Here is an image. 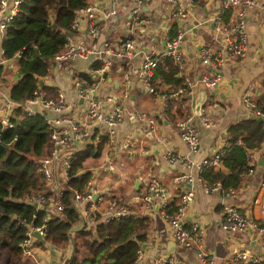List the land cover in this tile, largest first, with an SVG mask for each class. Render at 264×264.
Returning <instances> with one entry per match:
<instances>
[{"label": "crops", "instance_id": "crops-1", "mask_svg": "<svg viewBox=\"0 0 264 264\" xmlns=\"http://www.w3.org/2000/svg\"><path fill=\"white\" fill-rule=\"evenodd\" d=\"M110 2L111 0H89V4L97 8L98 24L103 31H107L112 41L133 37L138 51L162 50L170 27L174 24L173 19H177V30L183 31L180 46L183 68L177 76L183 77V82L192 86L194 94L193 97L185 95L183 101L179 99L184 97L183 93L174 95L167 111L168 106L165 107L159 93L145 90L148 81L143 74L141 54L114 58L104 78H100V96H112V101L108 103L110 106L114 103L125 106L126 117L113 134L108 133L101 125L100 130L95 127V136L87 145H97L103 133L108 134V140L104 143L101 154L96 155L95 150V156L85 161L86 168L90 171L92 169V177L97 179L100 189H107L110 196L119 200V205L129 204L136 207L135 194L144 188L151 177H155L165 187L168 201L174 200L175 203L179 201L178 194L182 190L191 188L193 198L186 211V223L196 224L203 229L202 249L214 255L215 264L248 262V256L245 260H235V254L243 249L250 255L261 253L264 232L258 228L264 222V186L261 183L264 174V140L259 147L249 150L255 159L253 171L241 175L243 183L232 193L230 188L221 191L220 187L209 191L206 189L209 184L203 178V183L194 179L192 185L187 181L178 183L175 178L187 172L196 178L198 174L201 176V170L205 166L223 169L220 159L217 165L205 164L200 170L197 165L203 158H210L214 152L222 150L226 143L227 128L231 123L252 113L251 106H247L244 98L249 96L252 102L256 103L263 91L261 83L264 81V12L259 7L247 10L245 27L249 48L245 57L242 61L227 58L218 69L221 73L216 75L217 86L205 87L200 80L202 76L213 75V71L211 66L202 60L200 51L208 45L215 51L224 46L223 40L215 34L212 18L218 13L221 15L230 10L228 20L221 19L223 22H230L235 19L237 7L221 10L219 0H204L203 5L187 0H147L139 13L132 16V0H121L117 6V14L106 16ZM178 6L183 9L181 15L176 11ZM81 19L75 30H67L68 35L76 42L89 39V19ZM2 41L3 35L0 33V45ZM17 62L18 60L0 69V105L14 106L10 92L13 83L21 77L18 75ZM163 62L164 60L161 61ZM87 66L88 60L81 58L59 64L51 60L50 72L42 78L43 85L64 90L67 99L72 100L76 96L72 77L76 70ZM83 72L85 71H79L77 77L80 78V73ZM156 80L158 91L168 92L167 94L175 91L172 83ZM40 85L43 86L41 83ZM202 86L207 89L208 94L202 113L194 115L192 119L200 134L197 150L189 154L192 163H172L166 158L167 152H188L187 144L181 139L174 121L194 109V96ZM210 89H216L217 92L211 94ZM141 115L145 117L143 121L147 117H153L156 120L154 127L150 129L146 123L142 125L139 119ZM110 163L115 165L114 169L109 167ZM226 202L237 205L247 214L250 218L247 229L235 233L222 229L220 209ZM147 215L151 217L149 235L147 241L141 245V253L135 264H150L154 257L165 255H172L175 264H204L195 250L176 243L171 253L166 250L167 242L174 239L159 205L158 208L154 206L152 210H147ZM60 250L64 252L61 256L58 254ZM42 252L47 259L46 264H68V256L63 249L54 252L49 244L42 247ZM26 264H33V261L29 260Z\"/></svg>", "mask_w": 264, "mask_h": 264}, {"label": "built area", "instance_id": "built-area-1", "mask_svg": "<svg viewBox=\"0 0 264 264\" xmlns=\"http://www.w3.org/2000/svg\"><path fill=\"white\" fill-rule=\"evenodd\" d=\"M22 1L0 0L1 35H4L7 26L19 13ZM120 1L111 0L109 4L110 9H108L106 16L117 14V6ZM146 1L132 0L130 14L136 16ZM219 1L221 10L237 7V11L235 19L227 23L221 20L220 13L212 18L214 23L213 29L215 34L223 40V48L215 51L208 45L204 46L200 51L202 60L216 70L223 66L227 58L236 61L243 60L249 48V39L245 27L246 12L253 7H259L264 12V0ZM96 9V6L88 3L86 6L79 7L75 10L76 18L72 24V28L75 30L79 22L82 21L81 18L87 19L88 17L89 29L87 28V33H89V39L85 42H76L68 35L67 47L52 58L55 64L67 60L75 61L79 58L88 60V66L76 70L74 77H72L76 91L75 98L68 100L66 92L59 88L57 98L55 99L52 97L44 98V92L39 90L38 92L36 91L34 97L24 100H13L10 96L14 104L13 107L11 105H0V119L6 128L14 125L11 117L14 115V110L17 107L23 108L24 111L30 114H42L49 125L50 138L53 142L51 151L38 161L39 170L42 173V179L45 182L46 191L49 194H46L45 190L42 189L24 198L27 202L35 205V211L32 218L21 220L24 235L18 245L25 257L26 255L32 257L33 264H46L47 259L42 252V247L49 245L46 239V234L48 233L47 221L51 215L60 214V211L64 208L60 197L68 185L73 161L79 158V153L86 148L87 143L92 142L91 138L95 135V127L100 130L101 125L106 128L108 133L113 134L115 128L126 117L125 106L116 103L110 106L108 103L112 101V96H100V78H104L110 69L113 59L120 56L131 57L136 53H140L143 74L148 81L147 89L151 93H158L153 86L149 85V81L154 74L157 63L162 57L170 56L175 65L181 69L183 68V54L180 50L183 31L177 30L171 38L167 36L165 46L162 50L155 51L153 49H147L145 51H138L133 37L112 41L107 31H103V28L98 24ZM176 11L181 15L183 9L178 6ZM18 58V53L12 58L7 57L4 48L0 45V68L14 64ZM79 71L87 72L90 79L78 78L77 73ZM216 75L219 74L213 73L210 76H202L200 82L205 87H215L218 84V77ZM1 92L2 88L0 85ZM180 92H184L190 97H193L194 89L187 83L186 89L179 88L170 94L159 93L158 95L164 101L165 107H167L173 96ZM244 99L247 106H251L252 114L264 119V111L255 107L249 96ZM71 109L74 110L71 111ZM194 115L193 109L184 117L174 121V126L179 130L181 139L187 144L188 152L186 154L167 152L166 158L172 163H192L189 154L197 150L200 140L199 131L192 122ZM144 118L143 115L139 118L142 125L146 123V126L150 129L154 127L156 120L153 117H147L143 121ZM221 153L222 150H218L210 158H203L197 165L199 170L205 164L217 165ZM247 164L248 168L242 175L253 171L255 159L251 151L247 152ZM109 167L114 169L115 165L110 163ZM86 169L88 168L79 170V172H83ZM57 173L59 176L64 175V180H53V177ZM92 176L87 180L83 188L73 189L71 201L78 210L80 219L70 229L71 235L79 228H88V225H93L100 212L104 215L105 221L131 214L134 216L147 215V210H152L156 201H159V206L162 208L163 216L169 224V231L175 243L195 250L204 264H215L214 255L202 249L201 236L203 229L196 224L191 223L188 225L186 223V211L193 198L191 188L188 187L178 194L179 201L176 203L178 205L177 210L168 213L163 209V206L169 200L168 192L155 177L149 178L144 188L135 194L134 201L136 207H132L129 204L119 205L117 198L110 196L107 189H100V184L97 182V179ZM175 179L178 183L187 181L190 185L193 184L194 179L203 183L199 174L195 178L190 172L180 174ZM261 183L264 186V174ZM219 187V184L215 183L213 185H207L206 189L215 191ZM229 190L232 193L235 189L230 188ZM220 213L221 227L226 231L233 233L241 232L247 229L250 224V218L235 204L223 203ZM39 218L40 222H36V219ZM258 230L264 232V222L259 226ZM35 232H38L41 237H38ZM65 251L69 259L71 248H67ZM140 253L141 248L139 250ZM58 254L61 256L64 252L60 250ZM247 256L249 261L244 264H264V241L262 242L261 253L259 255H250L243 249L236 252L235 260H245ZM150 264H175V262L172 255H165L154 257Z\"/></svg>", "mask_w": 264, "mask_h": 264}, {"label": "trees", "instance_id": "trees-1", "mask_svg": "<svg viewBox=\"0 0 264 264\" xmlns=\"http://www.w3.org/2000/svg\"><path fill=\"white\" fill-rule=\"evenodd\" d=\"M191 1L193 4H204V0ZM88 3L89 0L21 2L20 11L7 26L2 41L7 57L19 54L17 69L21 77L13 83V100L32 98L39 90L44 92V98H57L58 88L41 86L40 80L50 72L52 58L67 47V30H73L75 10ZM230 13V10L224 11L220 15L221 19L227 21ZM173 20L169 38L175 35L178 28L177 19ZM178 73H181V68L173 63L170 56H164L157 63L149 85L158 93H168L158 91L156 79H160L162 82L172 83L175 90L186 89L187 83L183 82V77L177 76ZM80 76L90 79L84 72ZM261 85L263 91L254 104L264 111V81ZM180 93L184 97L179 99L185 100L187 94ZM170 105L171 102L167 111ZM188 113L189 111L184 115ZM11 120L14 125L6 128L0 119V264H26L27 258L18 245L24 235L21 220L32 218L35 205L24 198L42 189L49 194L38 161L51 151L53 142L49 125L42 114H30L17 107ZM107 140L108 134L103 133L97 145L88 144L79 153V158L73 161L68 185L60 197L64 208L60 214L51 215L47 221L46 239L52 251L71 248L68 264H135L142 243L148 239L151 217L133 214L105 221L100 212L93 225L79 228L73 235L70 234V229L80 219L79 212L71 201L73 189L83 188L92 176L88 169L83 172L79 170L86 168L85 161L95 156V150L96 155L101 154ZM263 140L264 119L258 120L257 116L251 114L234 121L227 128L226 143L220 156L224 170L205 166L201 170V178L209 185L219 183L221 191L238 188L243 183L241 175L248 168L247 152L259 147ZM177 207L175 201L171 200L166 202L163 209L172 213ZM36 222H40V218Z\"/></svg>", "mask_w": 264, "mask_h": 264}, {"label": "water", "instance_id": "water-1", "mask_svg": "<svg viewBox=\"0 0 264 264\" xmlns=\"http://www.w3.org/2000/svg\"><path fill=\"white\" fill-rule=\"evenodd\" d=\"M54 25H56L55 23H54ZM211 68V70L213 71V73H217V74H220L221 72L219 71V70H216V69H214L212 66L210 67ZM220 72V73H219ZM40 83L43 85V83H44V80L43 79H41L40 80ZM145 90H147V87L145 88ZM209 92L212 94V93H215V92H217V90L216 89H210L209 90ZM207 94H208V92H207V89L204 87V86H202V87H200L199 89H198V91H197V93H196V95L194 96V101H193V108H194V114L195 115H200L201 113H202V107H203V105H204V103H205V100H206V98H207ZM252 113H249V115H251ZM257 119L258 120H261V118L260 117H257ZM263 164H264V162H262ZM158 205H159V201H156V203H155V208H158ZM35 234L38 236V237H41L40 236V234L38 233V232H35ZM43 241H44V239H43ZM144 245V244H143ZM175 245V241L174 240H169L168 242H167V248H166V250L168 251V252H172V250H173V246Z\"/></svg>", "mask_w": 264, "mask_h": 264}, {"label": "rangeland", "instance_id": "rangeland-1", "mask_svg": "<svg viewBox=\"0 0 264 264\" xmlns=\"http://www.w3.org/2000/svg\"><path fill=\"white\" fill-rule=\"evenodd\" d=\"M19 75V74H18ZM9 77V76H8ZM7 77V78H8ZM16 77H17V75H16ZM9 80H11V78L9 77L8 78ZM55 99V98H54ZM178 130V129H177ZM178 132H179V130H178ZM96 162L97 163H99L98 162V160H96ZM92 163H94V162H92ZM53 180H55V181H62V180H64V175H61V176H59V174L57 173L54 177H53ZM49 244V243H48ZM26 258H27V262L26 263H28L29 262V260H32V257L31 256H27L26 255Z\"/></svg>", "mask_w": 264, "mask_h": 264}, {"label": "clouds", "instance_id": "clouds-1", "mask_svg": "<svg viewBox=\"0 0 264 264\" xmlns=\"http://www.w3.org/2000/svg\"><path fill=\"white\" fill-rule=\"evenodd\" d=\"M18 60V59H17Z\"/></svg>", "mask_w": 264, "mask_h": 264}]
</instances>
